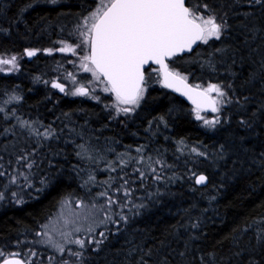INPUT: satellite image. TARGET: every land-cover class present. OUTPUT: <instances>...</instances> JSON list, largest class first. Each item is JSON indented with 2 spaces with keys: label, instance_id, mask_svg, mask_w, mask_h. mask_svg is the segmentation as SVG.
I'll list each match as a JSON object with an SVG mask.
<instances>
[{
  "label": "trees",
  "instance_id": "1",
  "mask_svg": "<svg viewBox=\"0 0 264 264\" xmlns=\"http://www.w3.org/2000/svg\"><path fill=\"white\" fill-rule=\"evenodd\" d=\"M98 1L0 0V57L16 58L0 67V260L50 254L36 234L70 199L100 209V225L49 264H264V0H186L224 26L167 60L225 93L200 119L151 66L127 113L110 91L86 99L52 86L89 77L73 64ZM66 47L78 58L47 52Z\"/></svg>",
  "mask_w": 264,
  "mask_h": 264
},
{
  "label": "snow or ice",
  "instance_id": "2",
  "mask_svg": "<svg viewBox=\"0 0 264 264\" xmlns=\"http://www.w3.org/2000/svg\"><path fill=\"white\" fill-rule=\"evenodd\" d=\"M262 3V0H254ZM207 8V5H204ZM198 6H188L186 0H109L92 13L91 25L88 28L90 55L83 57L88 63L83 64L84 71L91 72L99 80L102 76L107 87L104 91L115 93L116 99L123 104H136L143 91L144 66L149 62L160 65L166 87H174L197 104L199 111L201 103H205L216 112L217 101L209 94L217 93L224 96L216 84H210L202 92L186 83V78L180 73L169 70L165 63L185 50L191 51L197 41L207 43L210 38L220 39L222 24L217 23L214 17L205 18L198 13ZM73 51L71 47L60 49ZM28 56L35 52L28 51ZM16 58L0 60V64L15 66ZM2 70V69H0ZM54 88L64 91V86L53 83ZM73 95H88L84 87L78 88ZM194 94L199 101L193 98ZM131 109L124 108L125 113ZM197 118L200 119L199 115ZM205 123H212L205 121ZM201 175L196 179L197 184L206 181ZM92 229H89L91 231ZM103 235V233H101ZM75 243L83 246V240ZM2 255V253H0ZM3 264H22L18 259H5Z\"/></svg>",
  "mask_w": 264,
  "mask_h": 264
},
{
  "label": "rangeland",
  "instance_id": "3",
  "mask_svg": "<svg viewBox=\"0 0 264 264\" xmlns=\"http://www.w3.org/2000/svg\"><path fill=\"white\" fill-rule=\"evenodd\" d=\"M101 2L102 0L98 1L96 7L84 17L83 21L80 24V28L83 29V32L85 33L84 41L88 39L87 31L92 22L91 21L92 13L96 12V10L101 6ZM103 3L107 5L109 3V0H103ZM60 49L62 48L56 49L55 51L49 50L47 52H52V53L55 52L58 54H71L74 55L75 58H78L77 56H75L76 50L74 48H72L73 51H61ZM83 52H84L82 55L83 57L88 55V45ZM82 56H80L73 65L77 68V72L79 73H81V71L85 72L89 77L86 78V81H84L77 79L78 74H76V77L75 75H73L71 80L72 82L63 85L64 92H66L68 95L71 96L73 95L72 93H74L78 88L84 87L88 90V95H86L85 97L86 99L87 97L90 98L93 93H97L96 91L98 90H101V92L106 93V91H104L105 87L103 85L105 82L103 83L102 82L103 80L99 79V82L101 83H98V80L93 76L91 72L84 71V68L82 66L83 65L82 60L84 62L87 61H85ZM4 59L11 60L12 58L0 57V60H4ZM0 67L2 69L5 68L7 71L8 70L10 71L14 68V65L0 64ZM209 95L215 99V97L212 96V93H210ZM142 96H143V91L138 100V103L136 104H123L116 99L117 102L119 103V104L116 103L117 107L121 109L129 108L132 110L138 106V104L142 99ZM197 115L203 116L202 114H200V111ZM100 212H101L100 209L98 210L91 204L85 203L83 201L72 202L70 199L66 201H62L59 204L58 208L53 213V215L49 217L43 224H41L36 234V238L34 240V244L36 246L41 247L43 249L45 248L46 250H48L47 252L50 254H46V255L44 254L41 257H39L36 254H34L35 255L34 257L32 255H27L29 256L28 261L31 264L33 263L49 264V262L51 261L58 262L59 259H57L56 257H62L61 255L69 256L74 252H79L82 246L80 244L75 243V241L83 240L84 244H90V242L92 241V239L96 234L94 233V229L98 225H100L99 221H100V217L102 216L100 215ZM89 229L92 230L89 231ZM72 245L73 246L76 245L78 247H73ZM32 259L37 262L32 263Z\"/></svg>",
  "mask_w": 264,
  "mask_h": 264
},
{
  "label": "water",
  "instance_id": "4",
  "mask_svg": "<svg viewBox=\"0 0 264 264\" xmlns=\"http://www.w3.org/2000/svg\"><path fill=\"white\" fill-rule=\"evenodd\" d=\"M200 42H201V41H197L195 44H193V45H192V50H193V49H194V48H195ZM192 50H191V51H192ZM186 52H189V51L185 50V51H183V52L177 53L175 56H177V55H181V54H184V53H186ZM88 55H90V45H89V44H88ZM173 57H174V56H173ZM171 58H172V57H171ZM171 58H166L165 63H167V60H169V59H171ZM90 65H91V64H90ZM149 66H151V67L157 69L158 74H159V78H160V83H161L162 87H164L168 92H170V93H172V94H174V95L180 97V98H181V99H182L187 105H189L190 107H192V108H194V109H197V104H196V103H193V100H192V99H189L188 96L184 95V94H183V90H182V91H176L174 87H166V86H165V83H164V76H163V72H162L161 69H160V65L155 64V63H152V62H149V64H147V65L144 66V70H145V68H147V67H149ZM169 70H171V69H169ZM171 71H172V70H171ZM100 78L104 81V78H103L102 76H101ZM105 83H106V82H105ZM186 83H187L188 85L192 86L193 88H195V86H194V85H191L187 80H186ZM196 91H197V92H202L203 89H201V88H196ZM112 93H113V92H112ZM113 94L115 95V93H113ZM192 95H193V98H194V99H196L197 101H199V99H200L199 97H196L194 94H192ZM199 110H201V111H207V112L212 111V110H211V107L208 106V105L205 104V103H201ZM201 175H203V174H201V173H200V174H197V175L195 176V178H194V183H195L196 186H203V185L206 184L207 179H206V181H205L204 183H202V184H197V183H196V179H197L199 176H201ZM203 176H204V175H203ZM5 259H18V260H20V261L22 262V264H25V262H24L20 257H18V256H8V257H5V258H3V259L0 260V264H3V261H4Z\"/></svg>",
  "mask_w": 264,
  "mask_h": 264
},
{
  "label": "bare ground",
  "instance_id": "5",
  "mask_svg": "<svg viewBox=\"0 0 264 264\" xmlns=\"http://www.w3.org/2000/svg\"><path fill=\"white\" fill-rule=\"evenodd\" d=\"M207 182V181H206Z\"/></svg>",
  "mask_w": 264,
  "mask_h": 264
}]
</instances>
